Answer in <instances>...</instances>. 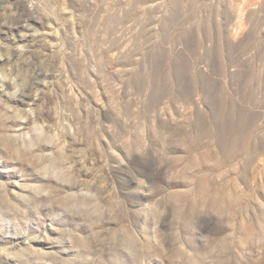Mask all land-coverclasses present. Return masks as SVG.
Masks as SVG:
<instances>
[{"label":"rangeland","instance_id":"obj_1","mask_svg":"<svg viewBox=\"0 0 264 264\" xmlns=\"http://www.w3.org/2000/svg\"><path fill=\"white\" fill-rule=\"evenodd\" d=\"M263 45L264 0H0V264H264Z\"/></svg>","mask_w":264,"mask_h":264},{"label":"bare ground","instance_id":"obj_2","mask_svg":"<svg viewBox=\"0 0 264 264\" xmlns=\"http://www.w3.org/2000/svg\"><path fill=\"white\" fill-rule=\"evenodd\" d=\"M230 14H232V13H230ZM252 14H253V12H252ZM24 16V15H23ZM229 17H230V15H229ZM234 19V18H233ZM260 21V20H259ZM221 25V24H220ZM231 25V24H230ZM261 26V25H260ZM221 27V26H220ZM11 28H13V29H16V30H20V31H22V30H25V29H30L31 28V26H30V23H29V19H27V20H24L23 19V17H22V15L20 16L19 15V17L17 18V19H15L14 21H13V25H12V27ZM262 29V28H261ZM261 32H262V30H261ZM222 34H223V32H222ZM220 35V34H219ZM227 40V39H226ZM212 41V40H211ZM210 41V42H211ZM259 42V41H258ZM257 42V43H258ZM203 43V42H202ZM213 43V42H212ZM222 44V43H221ZM243 44V43H242ZM203 45V44H202ZM264 46V45H263ZM203 47V46H202ZM222 48V47H221ZM221 50V49H220ZM242 52V51H241ZM233 53V52H232ZM223 54V53H222ZM244 55V54H243ZM233 56H234V54H233ZM222 57V56H221ZM225 57V56H224ZM234 58V57H233ZM211 59V58H210ZM261 59V58H260ZM218 61V60H217ZM257 61V60H256ZM259 61V60H258ZM257 61V62H258ZM213 63V62H212ZM256 63V62H255ZM230 64H231V62H230ZM229 65V64H228ZM237 65V64H236ZM256 66V65H255ZM223 68V67H222ZM238 69H239V67H238ZM225 70H227V68L225 69ZM260 70V69H259ZM262 70V69H261ZM183 73V72H182ZM256 73V72H255ZM227 74V73H226ZM258 75V74H257ZM253 76H254V73H253ZM256 76V75H255ZM264 76V75H263ZM262 76V77H263ZM179 77V76H178ZM257 77V76H256ZM229 78V77H228ZM251 78H252V76H251ZM232 79H234V77L232 78ZM259 79H261V78H259ZM259 79H256V82H252V83H254V84H256V87H257V89L256 88H254L255 89V92L257 93V90L259 91L260 89H262V88H264V81H262V80H259ZM250 80V79H249ZM196 83V82H195ZM243 83V82H242ZM210 84V83H209ZM208 84V85H209ZM257 84H258V86H257ZM214 85V84H213ZM215 85H217V84H215ZM209 86H211L212 87V85H209ZM210 87V88H211ZM219 87V86H218ZM248 87H249V89L248 90H250V88H252V87H250L249 85H248ZM209 88V89H210ZM215 88V87H214ZM240 88V87H239ZM238 88V89H239ZM252 88V89H253ZM186 89V88H185ZM216 89V88H215ZM245 89H246V87H245ZM244 89V90H245ZM211 90V89H210ZM210 90H207V91H210ZM206 91V93H208ZM213 91V90H212ZM226 92V91H225ZM227 93V92H226ZM240 93V92H239ZM243 93V92H242ZM245 93V92H244ZM210 94H212V92L210 91ZM221 94V93H220ZM253 94V93H252ZM222 95V94H221ZM224 95V94H223ZM244 95H246V94H244ZM212 97H213V95H212ZM29 98H30V95L29 94H24L23 96H21V97H18V98H15V101H18V102H20V103H22V104H25V103H27L28 101H29ZM219 98V97H218ZM223 98V97H222ZM227 98V97H226ZM254 98V97H253ZM225 99V98H224ZM243 99V98H242ZM228 100H231V99H225V101H228ZM210 101H211V103H213V106L215 105V102L216 101H213L212 99H210ZM221 101V100H220ZM245 101V100H244ZM248 101V100H247ZM260 101V100H259ZM245 103V102H244ZM262 105V104H261ZM195 106V105H194ZM243 106H244V104H243ZM251 106V105H250ZM259 106V105H258ZM229 108H232V109H237L238 107H237V105H236V103L235 102H231V105H228V104H223L222 105V110H227V109H229ZM246 109V108H245ZM244 109V110H245ZM212 110V109H211ZM210 110V111H211ZM246 111V110H245ZM212 112H214V111H212ZM232 112V111H231ZM200 113V112H199ZM244 113V112H243ZM196 114V113H195ZM248 113H244L242 116H241V118L238 120L237 119V121H236V124L234 123V125H235V127H231L230 128V130H228L227 129V132H225V129H224V127L223 128H221V130H219L218 132V138H220L221 139V141H222V143H223V145H224V147H225V149H227L228 148V150H231V156H234V155H239V149L241 150V153H244V155H247L248 154V157L247 156H245V157H247V160L245 161V162H243V164L245 163V165H250V164H252L253 165V163L255 162V160H256V158H257V156H258V154H257V151L255 150V141L256 140H258L259 138H257L258 136H256V135H258L259 134V132H260V128H259V126H257V123H256V120L258 119H254L252 116L250 117V116H248L247 115ZM241 115V114H240ZM216 117V116H215ZM218 118V117H217ZM216 119V118H215ZM202 120V119H201ZM217 120V119H216ZM260 120V119H259ZM213 121V120H212ZM209 122H210V120H209ZM214 123V122H213ZM214 125V124H213ZM197 126V125H196ZM262 126V125H261ZM217 129V128H216ZM214 130H215V126H214ZM214 130H212V131H214ZM209 131H210V129H209ZM211 133V132H210ZM215 133H216V131H215ZM215 133L213 134V133H211V134H213L214 135V138L216 139V135H215ZM226 135V136H225ZM210 136V135H209ZM211 137V136H210ZM217 138V139H218ZM205 139V138H204ZM219 139V140H220ZM198 140H199V138H198ZM207 140V139H206ZM213 140V139H212ZM199 141H201V139L199 140ZM214 141V140H213ZM239 141H241V144H242V146H238V142ZM188 142V141H187ZM202 142V141H201ZM218 142V141H217ZM200 143V142H199ZM220 143V142H219ZM197 144V143H196ZM212 144V143H211ZM240 144V145H241ZM184 145V144H183ZM219 147V146H218ZM263 151H264V148L262 149ZM227 151V150H226ZM239 151V152H238ZM225 153H227V152H224V154ZM223 154V153H222ZM230 154V153H229ZM228 154V155H229ZM244 155H242V156H244ZM230 156V155H229ZM230 156V157H231ZM192 157V156H191ZM222 157H224V156H222ZM229 157V158H230ZM238 157V156H237ZM240 157V156H239ZM243 158V157H242ZM224 159V158H223ZM231 160H232V158H230ZM246 159V158H245ZM188 160V159H187ZM252 165H250V166H252ZM218 166V165H217ZM221 167V166H220ZM243 167V166H242ZM247 168V167H246ZM245 168V169H246ZM244 170V169H243ZM248 170V169H247ZM205 179V178H204ZM203 179V180H204ZM207 180V179H206ZM208 180H210V179H208ZM212 180H213V178H212ZM211 180V181H212ZM214 181H215V179H214ZM222 182V181H221ZM225 182H227V181H225ZM202 183H203V181H202ZM215 183V182H214ZM229 183V182H228ZM206 185H207V183H206ZM210 185V184H209ZM229 185V184H228ZM215 186V185H214ZM206 187V186H205ZM216 187V186H215ZM213 190V189H212ZM219 190H221V189H219ZM232 190V189H231ZM210 191V190H209ZM209 191H208V194H206V195H208L207 197H204V200L202 201V200H200V201H197V203L196 204H198V205H206L207 207H212V208H219V210H220V212L222 213V212H224V211H228V212H234V211H231V210H233L234 208H240V209H242V210H245L247 207H251L250 205H249V202H248V199H247V196H246V194L245 193H242V192H239L238 191V189H235L234 191H233V193H232V195L230 196V197H226L225 196V194H223V193H221L220 191L219 192H214L213 193V196L211 197V195H210V193H209ZM203 192V191H202ZM205 192V191H204ZM206 192H207V189H206ZM224 192H225V190H224ZM205 194V193H204ZM203 194V195H204ZM209 195H210V197H209ZM182 197V196H181ZM209 197V198H208ZM209 199V200H208ZM236 214L237 213H239V212H235ZM245 220V219H244ZM243 220V221H244ZM252 220H253V218H252ZM246 223V227L244 228L245 229V235L247 236V238H248V240H250L251 238L253 239V237H255L256 236V232L254 231V229L253 228H251V223H249V221L248 222H245ZM260 237V236H259ZM256 238V237H255ZM261 240V239H260ZM261 241H264V237H262V240ZM249 242V241H248ZM261 243V242H260ZM225 246V245H224ZM264 246V245H263ZM231 252H233V251H231ZM234 253V252H233ZM231 255V254H230ZM227 256H229V253H228V255ZM233 256L234 255H232V258H233ZM237 257V259H238V257L239 256H236ZM239 262V261H238ZM240 263V262H239ZM238 263V264H239ZM231 264V263H230ZM235 264V263H234Z\"/></svg>","mask_w":264,"mask_h":264}]
</instances>
